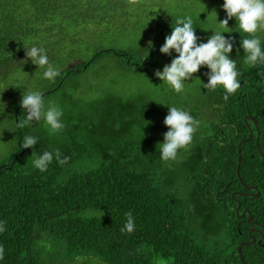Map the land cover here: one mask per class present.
<instances>
[{"label":"trees","instance_id":"trees-1","mask_svg":"<svg viewBox=\"0 0 264 264\" xmlns=\"http://www.w3.org/2000/svg\"><path fill=\"white\" fill-rule=\"evenodd\" d=\"M138 2L0 0V221L7 229L0 232V264H46L51 237L65 243L68 256L91 251L108 264H244L237 245L250 235L255 241L241 246L243 260L264 264V61L244 62L241 86L227 100L221 86L209 92L208 124L175 160L161 159L169 128L143 92L86 100L72 90L100 59L116 58L120 66L150 62L156 41L176 23L159 22L138 56L102 44V35L126 30ZM231 39L241 47L244 37ZM31 47L44 49L60 76L45 79L47 65L38 68L26 58ZM33 91L43 100L56 98L61 130L24 123L20 102ZM248 124L252 136L239 154ZM29 135L37 145L21 148ZM57 149L65 163L55 158ZM45 151L53 160L42 172L33 160ZM88 207L105 213L78 215ZM243 209L250 221L240 216ZM129 211L135 230L121 232Z\"/></svg>","mask_w":264,"mask_h":264},{"label":"rangeland","instance_id":"rangeland-1","mask_svg":"<svg viewBox=\"0 0 264 264\" xmlns=\"http://www.w3.org/2000/svg\"><path fill=\"white\" fill-rule=\"evenodd\" d=\"M223 2L224 0H139L133 7L129 21L127 20L129 22L125 26L127 31L120 32V35L117 33L102 35V44L115 48L120 46V49L132 50L134 55L138 56L145 52L148 36L159 27V22L176 23L177 19L188 16L193 20L196 36L205 39L203 43H206L215 32H222L221 35L226 38L237 35L251 38L250 34L239 29V22L235 17L229 20L227 29L219 24L226 18V12L222 8ZM255 35L260 38L261 45L264 46V29L258 30ZM164 40L165 38L156 41L152 58L146 65L120 66L116 58L100 59L91 64L77 78L79 84L72 89L74 94L86 100H94L101 98L105 93H114L125 98L130 94L143 92L154 102L161 118L168 115V107L171 106L188 113L192 112L194 119L200 121L198 131L199 127L206 126L209 121L206 105L211 90L204 89L200 81L207 83L206 74L210 72V69L202 65L190 79L184 81L183 90L176 93L167 83L154 75L156 70L162 71L165 65H170L172 59L178 56L174 51L170 55L160 53L159 49ZM197 44L200 43L197 42ZM244 55L246 53L243 52L242 47L234 45L228 54L230 59L236 61L239 72L243 71L241 67L244 66ZM55 100L56 98H46L45 110L54 105ZM38 122L44 123L43 119ZM5 148L4 146L3 149ZM102 213H105L104 210L88 207L81 209L78 215L99 217L103 215ZM44 248L48 255L46 264H108L91 251H85L77 256H68L65 253V243L54 241L52 237L45 243ZM151 264L168 263L157 259Z\"/></svg>","mask_w":264,"mask_h":264},{"label":"clouds","instance_id":"clouds-1","mask_svg":"<svg viewBox=\"0 0 264 264\" xmlns=\"http://www.w3.org/2000/svg\"><path fill=\"white\" fill-rule=\"evenodd\" d=\"M222 8L226 12V18L219 22L223 28H229V20L235 17L239 22V29L251 36L240 41V46L246 53L244 62L254 66L258 61H264L261 40L255 35L258 30L264 29V0H224ZM221 33L215 32L206 43L197 44L198 37L194 32L192 18L188 16L177 19L176 26L173 27L171 34L165 37L159 51L168 55L174 51L178 56L172 59L170 65H165L162 71L156 70L154 75L167 83L176 93H180L184 88V81L190 79L192 74L205 65L210 72L206 74L207 83L200 81L202 87L206 90H216L217 86H222L226 93L224 99L227 100L229 95L240 88L241 84L237 77L242 73L237 70L236 61L228 56L233 49L231 37L226 38ZM26 58H30L38 68H44L47 65L43 72L45 79L54 80L60 76L59 70L49 63L44 49L31 47L26 52ZM20 106L27 113L25 124L43 119L50 126L52 133L64 127L60 120L62 110L54 105L45 110L43 93L40 91L23 95ZM163 123L169 130L164 134L163 143L160 144V156L164 161L175 160L178 150L187 148L192 143L193 134L197 131L200 121L194 119L187 111L171 106L168 107V115ZM35 145H37V138L29 135L23 137L20 147L33 148ZM60 156V151L57 149L55 158L59 163H65L68 158L60 159ZM52 160L53 153L45 151L37 155L33 165L43 172L47 170ZM125 216L127 221L121 232L132 233L135 230V224L131 211L126 212ZM5 224L6 222L0 221V232L7 230ZM4 251L3 246H0V260L4 258Z\"/></svg>","mask_w":264,"mask_h":264},{"label":"water","instance_id":"water-1","mask_svg":"<svg viewBox=\"0 0 264 264\" xmlns=\"http://www.w3.org/2000/svg\"><path fill=\"white\" fill-rule=\"evenodd\" d=\"M247 117H248V118H251V119L255 122L254 118L251 117V116H245L244 119L246 120ZM248 127H249V134H248V136H247L246 138H242V139L239 141V143H238V147H237V149H238L239 154H240V144H241L243 141L248 140V139L252 136V130L250 129V125H249V124H248ZM239 163H240V155L238 156V163H237V166H236V170H238ZM247 187H248V188H254L253 185H249V186H247ZM239 193H242V192H239ZM232 194H233V193H232ZM252 194H254V195H258V191H255V192L252 193ZM239 206H240V204L238 203V204H237V208H236V212H238V210H239ZM245 214H247V220L250 221L251 218H252V216H251V214H250V212H249L248 209H243V210L241 211V213H240V216H244ZM253 229H254V228L251 227L250 230H249V233H251V231H252ZM250 236H251V239H250V240H248V241H241V242L237 245V250H238V253H239L240 259H241V261H242L244 264H250V263H247V262H245V261L243 260L242 252H241V246L244 245V244H247V243H249V242H254V241H255V237H254L253 235H250Z\"/></svg>","mask_w":264,"mask_h":264}]
</instances>
